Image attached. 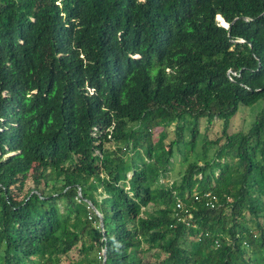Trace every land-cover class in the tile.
Instances as JSON below:
<instances>
[{
  "label": "trees",
  "instance_id": "trees-1",
  "mask_svg": "<svg viewBox=\"0 0 264 264\" xmlns=\"http://www.w3.org/2000/svg\"><path fill=\"white\" fill-rule=\"evenodd\" d=\"M77 246L264 264V0H0V264Z\"/></svg>",
  "mask_w": 264,
  "mask_h": 264
},
{
  "label": "rangeland",
  "instance_id": "rangeland-1",
  "mask_svg": "<svg viewBox=\"0 0 264 264\" xmlns=\"http://www.w3.org/2000/svg\"><path fill=\"white\" fill-rule=\"evenodd\" d=\"M89 92L92 93V91H89ZM255 115H256L255 110L253 111L250 109L242 108L240 110V113L234 118L231 126L233 127L234 130H237L239 128L243 129V130H247L249 128L251 122L254 120ZM201 125H202V132H203L204 131V125L202 122H201ZM173 127H174V124H171L169 131H173ZM218 130H219V126L216 125V122H215L213 128L208 133L209 134L208 138L209 139L214 138V136L216 134H218ZM201 138H202V136L200 137V139L197 143L195 151L192 152V155L188 159H183L180 156L175 157V159L173 160L172 170L169 173V177L166 180H161V183L170 184L174 180H179L180 176L182 175L183 171L185 170V168L189 162L194 161V162H198L199 164L202 163L201 157L203 156V149L201 148V145H202ZM110 148L112 149L113 147H110ZM212 152H213V150L209 151L208 157L211 156ZM29 187H31V182L27 181L26 188H29ZM78 248H79V246H77V248L74 251H72L68 255V257L64 258L62 263L68 264L71 260L73 262H76L77 260H79L80 254L78 253ZM150 257H147L146 259L147 260L153 259Z\"/></svg>",
  "mask_w": 264,
  "mask_h": 264
},
{
  "label": "clouds",
  "instance_id": "clouds-1",
  "mask_svg": "<svg viewBox=\"0 0 264 264\" xmlns=\"http://www.w3.org/2000/svg\"><path fill=\"white\" fill-rule=\"evenodd\" d=\"M219 24L221 25V23H219ZM128 176L130 177V175H128ZM80 196H81V194H80V191H79L78 192V197H80ZM88 205H89L88 209L92 210L98 218L101 217L100 213L90 203H88ZM188 219H190V218L188 217ZM183 220H184V222L186 221L185 219H183ZM101 256H102V264L103 263L105 264V250L104 249L101 250Z\"/></svg>",
  "mask_w": 264,
  "mask_h": 264
},
{
  "label": "built area",
  "instance_id": "built-area-1",
  "mask_svg": "<svg viewBox=\"0 0 264 264\" xmlns=\"http://www.w3.org/2000/svg\"><path fill=\"white\" fill-rule=\"evenodd\" d=\"M180 207H181V202L178 201V202L176 203V208L179 209ZM176 216H177V214H176ZM180 218H181V217H179L178 220H181L182 222H184V220H183L182 218H181V219H180ZM189 218H191V216H189Z\"/></svg>",
  "mask_w": 264,
  "mask_h": 264
},
{
  "label": "water",
  "instance_id": "water-1",
  "mask_svg": "<svg viewBox=\"0 0 264 264\" xmlns=\"http://www.w3.org/2000/svg\"><path fill=\"white\" fill-rule=\"evenodd\" d=\"M224 22V21H223ZM225 23V22H224ZM223 26V25H222ZM223 27H225V26H223ZM99 222H100V226L102 227V225H103V221H102V218L101 217H99ZM104 264V263H103Z\"/></svg>",
  "mask_w": 264,
  "mask_h": 264
},
{
  "label": "bare ground",
  "instance_id": "bare-ground-1",
  "mask_svg": "<svg viewBox=\"0 0 264 264\" xmlns=\"http://www.w3.org/2000/svg\"><path fill=\"white\" fill-rule=\"evenodd\" d=\"M224 26V25H223ZM226 27V26H225Z\"/></svg>",
  "mask_w": 264,
  "mask_h": 264
},
{
  "label": "crops",
  "instance_id": "crops-1",
  "mask_svg": "<svg viewBox=\"0 0 264 264\" xmlns=\"http://www.w3.org/2000/svg\"><path fill=\"white\" fill-rule=\"evenodd\" d=\"M177 217V216H176Z\"/></svg>",
  "mask_w": 264,
  "mask_h": 264
}]
</instances>
